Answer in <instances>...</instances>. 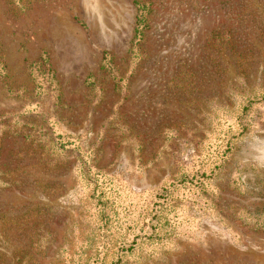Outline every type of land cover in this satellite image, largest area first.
Instances as JSON below:
<instances>
[{
  "label": "rangeland",
  "instance_id": "obj_1",
  "mask_svg": "<svg viewBox=\"0 0 264 264\" xmlns=\"http://www.w3.org/2000/svg\"><path fill=\"white\" fill-rule=\"evenodd\" d=\"M263 95L264 0H0V264H264Z\"/></svg>",
  "mask_w": 264,
  "mask_h": 264
},
{
  "label": "trees",
  "instance_id": "obj_2",
  "mask_svg": "<svg viewBox=\"0 0 264 264\" xmlns=\"http://www.w3.org/2000/svg\"><path fill=\"white\" fill-rule=\"evenodd\" d=\"M133 4L136 7L137 11L139 12V14L137 15L138 19L136 20L137 21L136 26H138V28H139L143 24V20H144L143 17H144V15H146V13H148V10H147L145 5L140 4L138 1H134ZM136 26L134 28V35H133V40L136 39V41L133 45L131 44V47H134L136 45V43L141 40V31L139 29H137ZM263 97H264V95H263ZM216 168H217V166H214V168L210 169L207 174L202 170L196 171L194 173V175H192L190 178H187V177L181 178V179L175 181V183L174 182L170 183L169 187H173L174 185H181V184H184V182L200 183V179L209 178L212 175L213 170H215ZM161 190L165 191L164 188H162ZM137 238H138V236H135L127 244L120 247L119 250L121 252H130L132 250L133 246L135 245V240Z\"/></svg>",
  "mask_w": 264,
  "mask_h": 264
}]
</instances>
